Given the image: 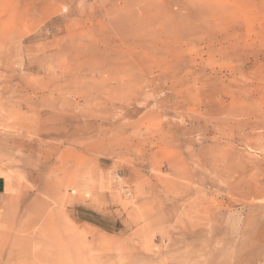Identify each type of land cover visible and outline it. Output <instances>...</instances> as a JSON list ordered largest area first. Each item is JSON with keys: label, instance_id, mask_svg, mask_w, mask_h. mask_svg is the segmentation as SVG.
<instances>
[{"label": "rangeland", "instance_id": "374dc122", "mask_svg": "<svg viewBox=\"0 0 264 264\" xmlns=\"http://www.w3.org/2000/svg\"><path fill=\"white\" fill-rule=\"evenodd\" d=\"M0 264H264V0H0Z\"/></svg>", "mask_w": 264, "mask_h": 264}, {"label": "crops", "instance_id": "0c3cea01", "mask_svg": "<svg viewBox=\"0 0 264 264\" xmlns=\"http://www.w3.org/2000/svg\"><path fill=\"white\" fill-rule=\"evenodd\" d=\"M9 182L7 180V177L5 175L0 174V191H7Z\"/></svg>", "mask_w": 264, "mask_h": 264}]
</instances>
